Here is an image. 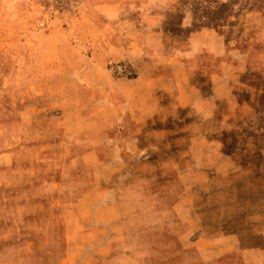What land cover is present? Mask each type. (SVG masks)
Returning a JSON list of instances; mask_svg holds the SVG:
<instances>
[{
    "label": "rangeland",
    "instance_id": "rangeland-1",
    "mask_svg": "<svg viewBox=\"0 0 264 264\" xmlns=\"http://www.w3.org/2000/svg\"><path fill=\"white\" fill-rule=\"evenodd\" d=\"M87 3L65 11L53 0H0V264H264V0H108L121 42L157 33L179 57L210 64L208 54H217L220 83L232 95L208 119L179 111L166 133L124 146L105 184L113 193L104 191L105 202L118 201L120 221L103 241L84 233L96 197L72 208L80 194L62 189L63 171H71L44 123L51 114L39 106L46 82L36 79L48 71L37 35ZM114 72L134 76L123 62ZM198 138L193 159L189 145ZM66 202L73 203L62 209ZM63 210L78 224L64 227ZM91 211L112 216L99 206ZM113 227L120 240L111 248ZM198 233L237 234L253 249L207 262L192 245Z\"/></svg>",
    "mask_w": 264,
    "mask_h": 264
},
{
    "label": "crops",
    "instance_id": "crops-1",
    "mask_svg": "<svg viewBox=\"0 0 264 264\" xmlns=\"http://www.w3.org/2000/svg\"><path fill=\"white\" fill-rule=\"evenodd\" d=\"M97 1L91 0L78 16L37 35L36 48L38 45L44 52L41 63L48 71L37 74L36 79L46 82L45 100L39 106L51 115L44 123L60 138L66 150L60 160L72 173L63 171L66 180L62 189L80 194L74 203H64L62 209L71 203L72 208L82 206L88 198L96 197V205L88 206L90 215L84 221V233L94 232L103 241L108 239L107 226H117L120 221L118 201L105 202L104 193H113L105 184L116 173L115 164L124 146L135 144L141 134L166 133L165 123L179 111H193L208 119L216 111V102L229 100L232 93L220 83L222 66L218 62L224 59L217 54H208L210 64L201 56L179 57L176 51L166 52V44L157 33H133L128 44L121 42L120 33L116 37L119 29L105 8L108 0ZM120 62L134 69V76L115 74ZM201 143L200 138L190 142V157ZM98 206L112 216L104 220L93 213L91 210ZM180 206L178 201L173 209L177 211ZM60 216L64 227L78 224L74 218L71 222L64 210ZM115 229L110 233L114 240L111 248L120 240ZM203 237L200 233L193 236L192 245L207 262L218 263L225 255L253 249L243 246L237 234L230 238Z\"/></svg>",
    "mask_w": 264,
    "mask_h": 264
},
{
    "label": "built area",
    "instance_id": "built-area-1",
    "mask_svg": "<svg viewBox=\"0 0 264 264\" xmlns=\"http://www.w3.org/2000/svg\"><path fill=\"white\" fill-rule=\"evenodd\" d=\"M83 0H53L54 4L65 11L77 9Z\"/></svg>",
    "mask_w": 264,
    "mask_h": 264
}]
</instances>
